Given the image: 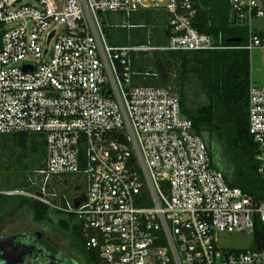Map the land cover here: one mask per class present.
<instances>
[{
  "label": "built area",
  "instance_id": "2783aa9c",
  "mask_svg": "<svg viewBox=\"0 0 264 264\" xmlns=\"http://www.w3.org/2000/svg\"><path fill=\"white\" fill-rule=\"evenodd\" d=\"M228 2L234 25H246L241 46L199 32L192 0H0V135L44 136L39 192L27 195L73 215L100 264H264L252 244L218 245L221 234L253 236L264 199L226 184L169 87L131 86L130 52L150 48L109 45L99 19L163 10L162 51L260 53L263 80L250 79L247 113L264 191V31L251 26L264 21V0ZM67 174L85 178L77 206L47 191Z\"/></svg>",
  "mask_w": 264,
  "mask_h": 264
},
{
  "label": "trees",
  "instance_id": "16d2710c",
  "mask_svg": "<svg viewBox=\"0 0 264 264\" xmlns=\"http://www.w3.org/2000/svg\"><path fill=\"white\" fill-rule=\"evenodd\" d=\"M228 1L192 0L196 9L193 26L223 46H241L245 43L246 30L234 25ZM105 18L103 32L109 45L150 48L130 52L131 71L135 73L131 86L169 87L179 98L181 113L192 122L194 133L205 144L212 166L221 171L213 161V148L217 144L232 151L227 166L233 168V172L227 176L221 171L226 184L240 188L255 199H264L262 181L256 173V145L248 133L249 53L239 49L162 51L159 48L167 41V15L163 10L138 11L127 18L120 13H106ZM230 38L242 41L226 42ZM29 136L14 135L22 138L19 146L26 145ZM84 166V149H81L79 167L83 170ZM34 190V187L30 189ZM13 197L0 194V235L8 221L18 213L28 211L33 223L58 224L60 230L70 234L85 250L80 223L73 215L26 196L13 204ZM57 217L58 222H55ZM252 237V248L264 249L263 224H256ZM92 253L86 252L87 257L92 261L95 259L94 264H100L96 254Z\"/></svg>",
  "mask_w": 264,
  "mask_h": 264
},
{
  "label": "rangeland",
  "instance_id": "374dc122",
  "mask_svg": "<svg viewBox=\"0 0 264 264\" xmlns=\"http://www.w3.org/2000/svg\"><path fill=\"white\" fill-rule=\"evenodd\" d=\"M105 14H99L100 21L106 20ZM231 19L233 21V14L231 13ZM242 27L246 25H240ZM251 26L253 28H256L257 31H264V21L263 20H253L251 22ZM262 57L258 51H253L250 53V79L252 82L255 83H262L263 77H262ZM232 151H229L228 148H226L224 145L217 144L213 148V161L220 168V170L227 176H229L230 173L233 172V168L230 166H227L228 163V157L231 155ZM29 173H24L22 175H17L18 180H14L12 175H6L3 172H0V188L2 187H10L12 189H16L19 192H27L28 195L31 194L32 191L27 187L26 179L30 177L32 179L33 174L32 171L29 169ZM58 184L55 186L54 192L58 193V195H63L66 197L67 200L71 201L75 197H80L85 194V178L82 174H67L62 176H57ZM54 188V187H53ZM21 193L20 195H22ZM27 195V196H28ZM24 197L23 195L21 197L14 196L11 201L13 204H18L19 201H21V198ZM29 220L27 215L23 214L20 215L17 219L14 221H8L3 228L2 234H8L12 231L29 228L30 225L28 224ZM252 244V236L248 233H225L221 234L219 236V242L218 245L221 248H227V249H235V250H246L248 249Z\"/></svg>",
  "mask_w": 264,
  "mask_h": 264
},
{
  "label": "flooded vegetation",
  "instance_id": "af4514ba",
  "mask_svg": "<svg viewBox=\"0 0 264 264\" xmlns=\"http://www.w3.org/2000/svg\"><path fill=\"white\" fill-rule=\"evenodd\" d=\"M15 247L16 252L18 248L23 251L22 258L17 259ZM93 261L80 244L73 247L55 225L32 224L28 229L0 235V264H94Z\"/></svg>",
  "mask_w": 264,
  "mask_h": 264
},
{
  "label": "crops",
  "instance_id": "0c3cea01",
  "mask_svg": "<svg viewBox=\"0 0 264 264\" xmlns=\"http://www.w3.org/2000/svg\"><path fill=\"white\" fill-rule=\"evenodd\" d=\"M104 25V21H101ZM18 136L19 134H10V135H0V172L5 173L6 175H12L14 180L17 179V175H22L24 173H29V169L32 171V174L34 177L30 179L28 177L24 183H26L27 187H34V191L31 192V194H38L39 187L37 185L32 184L34 179H37V182H39L40 178H38L35 175L36 170H40L43 168V165H45L46 160V148H45V140L43 135L39 134H29V140L24 146H19V140L22 138L14 137ZM223 174V173H222ZM58 178L57 176H53L51 180L47 184V191L52 193L55 190V186L58 184L57 182ZM54 187V188H53ZM86 187V182H85ZM30 188V189H31ZM23 192H19L16 189H12L10 187H2L0 188V194L5 196H27V192H24L22 195H20ZM56 193V192H54ZM58 194V193H56ZM85 194L80 197H75L73 200L69 201L74 206H77L79 203H81L85 199ZM51 202H54L53 199H49ZM27 215L28 217V224L32 225L35 224L31 221V215L28 211H23L18 213L15 217H13L10 221H14L17 219L20 215ZM9 221V222H10ZM55 222H58L55 219ZM8 224V223H6ZM50 224V223H47ZM43 225V224H42ZM55 225L58 227V224H50ZM59 228V227H58ZM60 229V228H59ZM66 238L69 240L70 244L77 248V242L74 241L72 236L70 234H66ZM73 240V241H72ZM86 252L92 253L91 251H88L85 248ZM93 254V253H92ZM87 256V254H86Z\"/></svg>",
  "mask_w": 264,
  "mask_h": 264
},
{
  "label": "water",
  "instance_id": "95a60500",
  "mask_svg": "<svg viewBox=\"0 0 264 264\" xmlns=\"http://www.w3.org/2000/svg\"><path fill=\"white\" fill-rule=\"evenodd\" d=\"M242 39H238V38H230V39H227L226 42H233V43H239L241 42ZM24 71H29V68L25 67L24 68ZM15 253H16V256H17V259L19 258H22L24 256L23 254V251H21L19 248H18V251L16 252V247H15ZM20 263V262H19ZM15 264H18L17 262ZM22 264V263H21Z\"/></svg>",
  "mask_w": 264,
  "mask_h": 264
}]
</instances>
